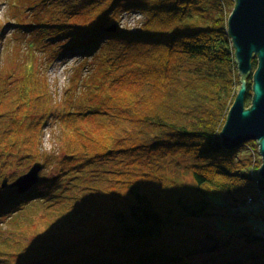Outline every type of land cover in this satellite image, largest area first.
I'll use <instances>...</instances> for the list:
<instances>
[{
	"label": "trees",
	"instance_id": "16d2710c",
	"mask_svg": "<svg viewBox=\"0 0 264 264\" xmlns=\"http://www.w3.org/2000/svg\"><path fill=\"white\" fill-rule=\"evenodd\" d=\"M21 3L28 49L92 67L60 101L20 67L16 97L0 92V264H264L258 146L219 139L240 87L235 1ZM35 164L39 181L17 194Z\"/></svg>",
	"mask_w": 264,
	"mask_h": 264
},
{
	"label": "water",
	"instance_id": "95a60500",
	"mask_svg": "<svg viewBox=\"0 0 264 264\" xmlns=\"http://www.w3.org/2000/svg\"><path fill=\"white\" fill-rule=\"evenodd\" d=\"M234 1L236 5L228 21V30L235 50L240 88L219 139L226 150L240 149L256 142L262 159L258 175L264 182V0ZM255 59L258 67L254 71ZM251 78L253 98L251 105L247 106ZM42 169V164H35L10 186L6 178L3 188L9 186L16 189L17 194L24 193L39 181Z\"/></svg>",
	"mask_w": 264,
	"mask_h": 264
},
{
	"label": "rangeland",
	"instance_id": "374dc122",
	"mask_svg": "<svg viewBox=\"0 0 264 264\" xmlns=\"http://www.w3.org/2000/svg\"><path fill=\"white\" fill-rule=\"evenodd\" d=\"M13 2H16L17 5L13 6ZM232 2L234 0H231ZM27 10L26 4L21 3V0H0V92L12 90L11 95L13 98L16 97L19 87L15 81L19 79L18 74L23 73L20 70L22 68L24 72L33 71L40 81L39 86L42 83L45 91L48 94L52 92L53 98L60 101L67 90H75L82 83L80 81L84 78L85 68L90 69L92 61L91 59L73 56L62 60L57 55L54 60L49 54L28 49L27 40L14 29L15 20L24 18L28 13ZM143 20V16L138 13L124 14L122 24L125 27L136 29ZM27 38L28 42L30 39L33 40L30 36ZM50 130L46 132L44 143V150L47 153L57 151ZM195 225L197 228H193V231L189 233L192 238L200 235V223H195ZM0 233L10 234L8 228L2 229Z\"/></svg>",
	"mask_w": 264,
	"mask_h": 264
}]
</instances>
